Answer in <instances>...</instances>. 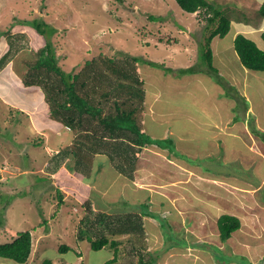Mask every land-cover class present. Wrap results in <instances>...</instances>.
I'll list each match as a JSON object with an SVG mask.
<instances>
[{
	"label": "rangeland",
	"instance_id": "1",
	"mask_svg": "<svg viewBox=\"0 0 264 264\" xmlns=\"http://www.w3.org/2000/svg\"><path fill=\"white\" fill-rule=\"evenodd\" d=\"M209 1L232 21L213 40V76L201 56L205 19L175 0H0V48L9 54L0 66V242L30 231L27 264H105L114 250L95 251L89 239L102 235L119 243L114 264H137L141 256L157 264H264V245L256 246L264 241V148L249 124L253 117L252 128L264 130V72L244 68L234 49L239 33L264 48L263 2ZM43 21L44 34L35 25ZM249 24L257 28L245 34ZM50 43L71 73L100 53L142 60L144 128L153 139L173 140L172 154L145 148L134 180L104 156L87 180L65 164L49 172L74 135L49 118L44 95L24 78L25 62ZM185 66L195 72L180 74ZM246 104L252 108L244 116ZM223 214L241 221L225 242L217 229ZM246 243L263 252L249 260ZM60 245L72 249L61 253Z\"/></svg>",
	"mask_w": 264,
	"mask_h": 264
},
{
	"label": "trees",
	"instance_id": "2",
	"mask_svg": "<svg viewBox=\"0 0 264 264\" xmlns=\"http://www.w3.org/2000/svg\"><path fill=\"white\" fill-rule=\"evenodd\" d=\"M175 1L186 14H200L204 17L206 21L204 29L205 32L209 31V34L201 44L203 50L201 56L210 70L209 74H218L219 70L213 65L211 42L217 36L223 38L228 34L231 20L224 17L223 12L209 0ZM259 13L264 17V2L259 5ZM35 25L38 32L45 33L43 27L47 24L44 21L35 22ZM261 36L264 40V31ZM234 49L244 68L264 72V50L259 48L255 41L239 33L234 39ZM8 55L5 54L1 59V67L8 63ZM35 57L34 60L25 62L27 72L24 84L28 88L33 86L40 89L44 95L49 118L68 128L74 135L71 144L51 158L58 157L54 168L47 167L49 172L56 173L65 164L73 173L87 180L91 177L95 158L104 156L118 173L129 180H134L137 164L145 148L156 146L170 153L174 151L173 140L169 137L153 139L145 131L146 90L139 68L142 60L129 55L119 61L100 53L87 60L80 72L71 73L59 65L51 43L39 49ZM189 68L181 69L179 73L195 72L193 67ZM248 106L246 104L244 108V116ZM252 119L253 117L249 122L250 130L264 143V131L259 128L253 129ZM234 122L237 120L234 119ZM246 122L248 123V120ZM70 162H74L73 165ZM57 193L59 199H62L59 189ZM145 214L152 216L149 211ZM101 216L106 218L105 214ZM124 226L128 227L127 224ZM217 227L221 241L225 242L241 228V221L237 216L223 214L217 221ZM89 239L91 248L95 251L102 248L114 250V257L105 264L117 262L119 243L116 239H109L103 235ZM80 240H84V237ZM32 245L30 231L19 233L12 242H0V258L17 264H27L32 253ZM71 249L68 245L59 246L61 253L69 252ZM41 264L54 262L45 258ZM137 264L157 262L154 257L145 261L141 256Z\"/></svg>",
	"mask_w": 264,
	"mask_h": 264
},
{
	"label": "crops",
	"instance_id": "3",
	"mask_svg": "<svg viewBox=\"0 0 264 264\" xmlns=\"http://www.w3.org/2000/svg\"><path fill=\"white\" fill-rule=\"evenodd\" d=\"M259 2H264V0H262V1H260L259 0ZM258 4H262V3H258ZM261 19H264V18H261ZM255 23V22H254ZM231 25H232V21H231ZM242 25H244V24H242ZM241 26V25H240ZM247 26H250V27H252L251 29H247ZM245 29H246V31L245 30H243V32L245 33V34H247V32H251V31H247V30H252L253 28H257V26H251L250 24L249 25H245ZM231 29V28H230ZM230 31V30H229ZM264 30H262V31H259V33H261V32H263ZM236 33H239V31H236ZM243 34V33H242ZM262 35V34H261ZM246 36V35H245ZM217 37H219V36H217ZM262 37V36H261ZM215 39V38H214ZM213 39V40H214ZM213 40H212V42H211V47H214L213 46ZM252 40V39H251ZM259 47V46H258ZM260 48V47H259ZM8 50V49H7ZM7 50H5L4 48H0V61H1V59L3 58V56L5 55V53L7 52ZM213 51H214V49H212ZM263 50H264V48H263ZM213 56L215 57L216 56V53L214 52L213 53ZM186 68H189V67H187V66H185V67H183V69H186ZM250 108H252L251 106H248V110L250 109ZM258 118H256V120H257ZM215 129L217 130V131H220V129L218 128V126L217 125H215ZM264 131V130H263ZM262 146H263V148H264V143H262L261 144ZM49 149V148H48ZM216 149H217V151H215L216 152V154H217V156L219 155V153H217V152H219V151H221V149L220 148H218L217 146H216ZM219 149V150H218ZM48 151V150H47ZM167 152L168 153V155L169 154H172V153H170V152H168L167 150H163V152ZM252 151V150H251ZM49 152V151H48ZM220 153H222V152H220ZM252 153L254 154V151H252ZM169 158V157H168ZM262 160V162L264 161V159H261ZM264 182V181H263ZM261 185L262 184H258V186H257V189L256 190H259L260 188H261ZM255 190V189H254ZM217 229H218V227H217ZM197 245V244H196ZM257 245H264V241H262V242H256V246ZM196 247V246H195ZM245 247L248 249V254H250V258H249V260L250 259H254L253 257H256V255H258L259 253H261V252H263V246L262 247H254V248H250V245H248L247 243L245 244ZM235 252L232 250V254H234ZM237 254H239V252L237 253ZM241 256H244V255H241ZM260 258V257H259ZM258 258V259H259ZM255 259H257V258H255ZM195 261H196V259H194ZM228 262H230V261H228ZM231 263H236V264H240V263H237L236 262V260L235 261H233V262H230V264ZM256 264H259L258 263V261L256 262Z\"/></svg>",
	"mask_w": 264,
	"mask_h": 264
}]
</instances>
